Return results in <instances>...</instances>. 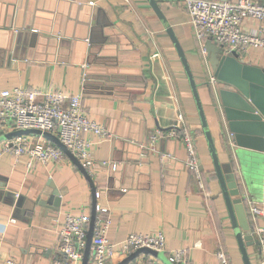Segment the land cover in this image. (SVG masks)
Wrapping results in <instances>:
<instances>
[{
    "label": "crops",
    "instance_id": "crops-1",
    "mask_svg": "<svg viewBox=\"0 0 264 264\" xmlns=\"http://www.w3.org/2000/svg\"><path fill=\"white\" fill-rule=\"evenodd\" d=\"M154 1L162 17L149 0H0V88L80 94L88 118L111 134L104 139L90 135L95 144L88 170L100 191L96 204L109 209L111 242L129 233L161 231L165 258L172 250L186 249L190 264H220L216 254L221 250L231 264H244L172 35L196 84L219 162L225 165L228 158L205 83L210 74L207 55L194 37L183 1ZM8 23L21 28L14 51L9 44L16 33ZM34 27L38 33L33 36ZM242 28L264 37V19H245ZM241 57L252 65L264 64L261 48H251ZM89 67L93 78L84 85ZM178 114H183L195 138L203 191L185 167L187 153L176 139L162 137L155 150L140 154L150 134L180 127ZM2 150L0 143V251L16 264H52L60 220L66 214L90 216V185L67 157L27 169L26 156L14 160ZM113 160H120L121 172L110 177L104 171ZM253 169L246 178H237L255 229L264 235V219L249 211L252 204L264 209V163ZM55 190L60 193L57 210L49 201ZM15 193L20 198L14 209ZM12 216L16 221L8 223ZM246 251L250 264H258L259 247L248 246ZM126 256L116 251L109 264ZM129 264L164 263L141 254Z\"/></svg>",
    "mask_w": 264,
    "mask_h": 264
},
{
    "label": "built area",
    "instance_id": "built-area-1",
    "mask_svg": "<svg viewBox=\"0 0 264 264\" xmlns=\"http://www.w3.org/2000/svg\"><path fill=\"white\" fill-rule=\"evenodd\" d=\"M187 13L188 23L193 29L194 37L201 50L205 40L210 38L221 46L223 53L235 50L240 55L251 48L264 50V37L253 32H245L242 23L245 19H264V4L254 0H182ZM208 83H216L215 77L208 76ZM180 127L173 126L167 131L157 130L149 135L144 148L155 150L160 138L170 137L180 142L187 153L185 167L195 177L200 191L204 190L200 160L196 150L193 133L185 125L183 114H178ZM23 129H37L50 132L78 159L87 171L91 165V151L95 144L90 135L104 139L110 137L102 125L88 118L80 94H64L58 90H27L20 86L10 89L0 88V137L8 132ZM3 152H9L14 160L19 156H26L27 169L35 164L56 163L66 159L65 154L51 141L41 135H19L0 141ZM95 198L100 191L96 190ZM15 193V198L19 197ZM95 220L87 264H109L118 251L126 256L140 248H149L158 252H165L166 243L163 232L154 234L129 233L120 242H111L108 230L111 225L109 209L98 204L95 206ZM251 214L264 219V209L256 204L249 208ZM90 216L82 214L72 216L66 214L60 220L57 228L58 241L56 244V258L52 264H81L86 245L87 224ZM14 216L8 219L15 222ZM258 231L259 260L264 264V235ZM0 240V249H1ZM220 264H231L223 251L216 254ZM172 264H190L186 249L172 250L167 254ZM0 264H16L10 254L0 251Z\"/></svg>",
    "mask_w": 264,
    "mask_h": 264
},
{
    "label": "water",
    "instance_id": "water-1",
    "mask_svg": "<svg viewBox=\"0 0 264 264\" xmlns=\"http://www.w3.org/2000/svg\"><path fill=\"white\" fill-rule=\"evenodd\" d=\"M149 2L155 12L162 17L161 10L156 2L154 0H149ZM8 26L9 28L14 29L16 33L14 34V39H12L9 44V50L14 51L15 45L17 46V44H19L17 31L21 28L16 25L10 26V24ZM30 31L33 36L37 35L38 28H30ZM168 31L172 35L171 30L169 29ZM52 34L57 35V32L54 31ZM172 39L188 76L201 118L202 130L213 160L214 172L220 186V193L227 209L238 248L244 264H250L246 248L253 245L258 246V231L255 229V220H251L250 218L248 207L241 194V186L237 177L243 176L246 178L253 174L255 171L253 169L254 167H257L261 162L264 163V64L258 66L247 63L235 50H232L229 53H223L221 46L217 45L210 38L205 40L204 49L207 55L208 68L210 70L209 75H212L216 79V83L214 84L208 83L207 80L205 83L209 91L211 106L216 118L219 130L218 134L223 142V150L228 158L226 164L223 165L219 162L212 133L206 122L202 105L198 97L196 84L190 72L186 58L173 35ZM32 40L33 39L31 38V44ZM57 42H59L58 35ZM10 56L16 58L12 52ZM88 70H90V67L84 71V85L87 84L89 79L93 78ZM19 135H41L46 140L51 141L87 179L93 196L90 220L87 224L86 245L81 262V264H87L96 214V198L94 195L96 186L92 177L66 146L50 132H41L37 129L14 130L3 134L0 137V141ZM148 153V149L146 148L140 150L142 157ZM119 161L120 160H113L112 162L107 163L104 172L110 177L119 176V172H121L119 169V163H117ZM50 197H52L49 200L52 209L57 210L60 206L59 191H53ZM19 198L20 196L13 201L12 206L14 209L17 208ZM141 254L159 258L164 264H172L167 258H165L162 252L149 248H140L131 252L118 264H129Z\"/></svg>",
    "mask_w": 264,
    "mask_h": 264
}]
</instances>
